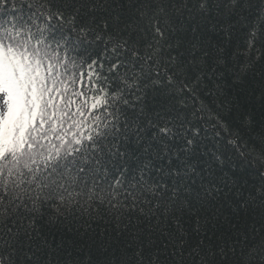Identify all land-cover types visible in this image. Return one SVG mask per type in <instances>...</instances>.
Here are the masks:
<instances>
[{"label":"snow or ice","instance_id":"6c2138e0","mask_svg":"<svg viewBox=\"0 0 264 264\" xmlns=\"http://www.w3.org/2000/svg\"><path fill=\"white\" fill-rule=\"evenodd\" d=\"M0 264H264V0H0Z\"/></svg>","mask_w":264,"mask_h":264},{"label":"trees","instance_id":"16d2710c","mask_svg":"<svg viewBox=\"0 0 264 264\" xmlns=\"http://www.w3.org/2000/svg\"><path fill=\"white\" fill-rule=\"evenodd\" d=\"M228 48L230 52L240 51L241 46L239 45V40L234 39L233 42L228 45ZM259 78L260 77L258 74L254 75L250 73L246 80H242L240 82L232 84L230 89V97L239 100L240 103L250 102V92L252 88L256 86ZM257 111H259L258 105ZM204 144L206 146V149L208 147H213L212 140H205ZM222 150L226 153L228 152L227 147H223ZM201 159H204V157H201ZM233 164H235V166H233ZM225 172H227L229 176L234 175L242 185H246L248 187L259 183L261 179L256 167L246 165L243 161L236 158H234L233 161H230L229 164L225 165ZM228 212L229 210L225 209V214H228ZM240 215L246 216L247 214L241 212Z\"/></svg>","mask_w":264,"mask_h":264}]
</instances>
